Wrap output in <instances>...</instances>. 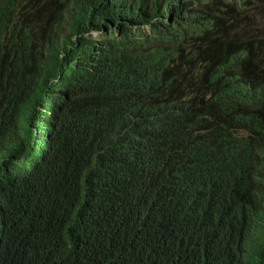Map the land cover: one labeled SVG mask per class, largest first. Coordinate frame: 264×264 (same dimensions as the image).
<instances>
[{
	"label": "trees",
	"instance_id": "trees-1",
	"mask_svg": "<svg viewBox=\"0 0 264 264\" xmlns=\"http://www.w3.org/2000/svg\"><path fill=\"white\" fill-rule=\"evenodd\" d=\"M0 264H264V0H0Z\"/></svg>",
	"mask_w": 264,
	"mask_h": 264
}]
</instances>
